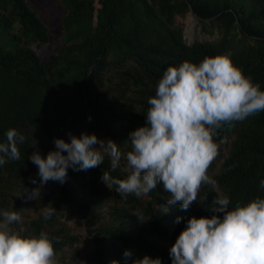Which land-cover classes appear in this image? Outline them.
<instances>
[{
    "label": "trees",
    "instance_id": "1",
    "mask_svg": "<svg viewBox=\"0 0 264 264\" xmlns=\"http://www.w3.org/2000/svg\"><path fill=\"white\" fill-rule=\"evenodd\" d=\"M58 1L66 10L62 44L41 59L33 45L48 42L49 29L38 12L27 0H0V140H6L9 127L26 137L18 144L21 158L0 166V208L21 212L16 230L47 232L58 264H84L79 236L62 221L70 214L82 218L94 264H109L111 258L124 264L125 248L132 250L128 259L148 253L171 264L169 249L185 219L211 215L216 192L230 195V207L264 195V110L218 129L214 138L219 145L227 142V150L218 171H208L217 183L203 184V199L188 209L177 204L164 211L170 193L162 184L142 196L108 187L103 170L120 177L127 173L111 170L106 157L86 170L69 168L65 183L47 181L39 195L42 206L25 217V207L35 201L29 199L32 178L40 179L29 153L34 148L46 153L55 147L54 137L68 139L69 130L94 131L126 150L129 131L145 122L148 97L155 94L163 70L185 58L199 62L206 55L230 52L264 88V0ZM190 9L207 38L189 42L177 24ZM53 206L56 211L45 217L44 208Z\"/></svg>",
    "mask_w": 264,
    "mask_h": 264
},
{
    "label": "clouds",
    "instance_id": "2",
    "mask_svg": "<svg viewBox=\"0 0 264 264\" xmlns=\"http://www.w3.org/2000/svg\"><path fill=\"white\" fill-rule=\"evenodd\" d=\"M148 105L145 122L128 133L126 150L117 140L86 130L79 134L69 130L68 139L55 136V147L46 153L34 148L29 158L37 165L40 179L32 178L30 198H38L49 180L65 183L69 168L86 170L107 157L111 170L122 168L127 173L120 177L103 170L101 179L108 187L117 185L122 194L142 196L162 184L170 193L164 211L177 204L188 209L203 199V184L217 183L208 168L219 154L214 138L218 129L264 110V88L226 51L206 55L199 62L185 58L169 63ZM25 139L16 127L6 130V140H0V166L21 158L18 144ZM260 186L264 188V178ZM230 204L228 193L216 192L211 215L192 214L185 219L169 249L171 264H264V195ZM55 211L54 206L46 207L42 214L50 217ZM21 220L16 208H0V264H58L49 234H24L13 227ZM123 256L124 264H164L159 255L148 253L128 259L129 248ZM109 264L120 260L111 258Z\"/></svg>",
    "mask_w": 264,
    "mask_h": 264
},
{
    "label": "rangeland",
    "instance_id": "3",
    "mask_svg": "<svg viewBox=\"0 0 264 264\" xmlns=\"http://www.w3.org/2000/svg\"><path fill=\"white\" fill-rule=\"evenodd\" d=\"M30 6L35 9L43 22L49 29V40L41 45L34 44L33 49L37 53L38 57L43 59L50 54L54 53L55 50L62 44V27L61 19L65 14V8L58 0H27ZM177 24L183 27L185 37L189 42L195 39L207 38L202 32V26L199 23V19L192 13H188L183 17L177 18ZM227 150V142L221 143L219 148L218 156L209 165L208 171L210 174L217 172L219 169V163L222 155ZM51 184V183H50ZM57 182L53 180L51 185H55ZM79 194V192H78ZM31 200V198H29ZM34 203L31 202L30 205L25 207V217L27 215H32L34 213L35 206H42V198H33ZM62 221L65 222L70 230L79 236L78 245L80 246L81 252L83 254L82 262L84 264H94L91 256L92 242L84 229L82 224V218L77 217L75 214H70L68 216L62 217Z\"/></svg>",
    "mask_w": 264,
    "mask_h": 264
},
{
    "label": "water",
    "instance_id": "4",
    "mask_svg": "<svg viewBox=\"0 0 264 264\" xmlns=\"http://www.w3.org/2000/svg\"><path fill=\"white\" fill-rule=\"evenodd\" d=\"M190 12L192 13V10L190 9Z\"/></svg>",
    "mask_w": 264,
    "mask_h": 264
}]
</instances>
